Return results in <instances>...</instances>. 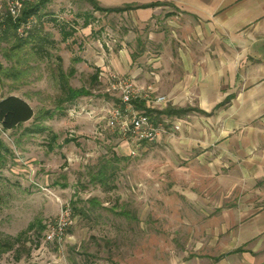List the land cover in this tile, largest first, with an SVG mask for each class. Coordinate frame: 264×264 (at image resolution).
Returning <instances> with one entry per match:
<instances>
[{"label": "rangeland", "instance_id": "rangeland-1", "mask_svg": "<svg viewBox=\"0 0 264 264\" xmlns=\"http://www.w3.org/2000/svg\"><path fill=\"white\" fill-rule=\"evenodd\" d=\"M8 1L0 0V5ZM40 14L45 16L33 19L29 29L38 31L35 37L42 40L44 53H34L28 46L9 60L5 53L13 42H0L2 70L13 68L16 74L1 76L0 97L24 99L38 118L17 130L0 128V235L16 239L33 224L0 264L212 260V253L218 252L212 251V227L219 222L212 212L209 156L183 159L157 143L160 137L131 156L120 149L121 137L106 127L108 109L119 103L107 81L113 71L107 68L97 82L92 76L100 72L96 64L101 59L109 64L121 42L135 45L129 42L130 28L122 13L94 11L80 0H50ZM29 29L21 30V35ZM71 31L64 39L63 33ZM70 71L69 86L85 88L90 95L60 105L61 75L69 76ZM70 109L79 116L69 117ZM96 129L101 137L94 134ZM114 153L127 158L115 164V188L103 191L89 184L86 169ZM92 198L97 206L90 209L87 200ZM68 205L73 217L68 238L60 245L46 242L48 225Z\"/></svg>", "mask_w": 264, "mask_h": 264}, {"label": "crops", "instance_id": "crops-1", "mask_svg": "<svg viewBox=\"0 0 264 264\" xmlns=\"http://www.w3.org/2000/svg\"><path fill=\"white\" fill-rule=\"evenodd\" d=\"M96 2L133 8L122 17L135 43L121 42L107 66L101 59L98 79L110 68L167 97L162 105L142 102L155 111L184 110L161 116L166 130L157 143L183 157L209 156L218 252L176 264H264V0ZM176 122L181 127L171 134Z\"/></svg>", "mask_w": 264, "mask_h": 264}, {"label": "trees", "instance_id": "trees-1", "mask_svg": "<svg viewBox=\"0 0 264 264\" xmlns=\"http://www.w3.org/2000/svg\"><path fill=\"white\" fill-rule=\"evenodd\" d=\"M50 0H28L24 1L22 4V8L17 15L16 18H13L9 15V13H5L2 22L0 23V27L2 28L0 32V42H13L12 46H10L9 53H5V57L9 60L15 55L16 52L25 51V48L29 46L30 50L34 53H44L45 50L43 48V44L40 43L39 38L35 37V33L37 30H27L25 31V35H21L18 33V29L27 23H31V27L33 28L34 22L33 19L41 20L45 16V14H40L41 10L44 9L47 2ZM81 2L87 3L90 5L94 11L106 12V13H122L133 9L132 7L125 6L123 8H102L98 5L96 0H80ZM30 27V28H31ZM37 28V26L35 27ZM39 29V28H38ZM26 30V29H25ZM72 31L70 33H63V38L67 39L72 35ZM38 39V40H37ZM47 54V53H46ZM13 69V68H12ZM2 70V66L0 64V78L1 76H14L16 74L13 70ZM73 75V71L69 72V76L61 75L62 79V95L64 96L59 104L62 105L64 102L72 103L76 99L80 97L89 96L90 92L85 88L74 89L68 84V77ZM98 74H94L92 76V81L97 82ZM134 106L136 110L143 111L146 115H148L154 123H159L161 120V116L171 117L178 116L183 113V109H175V108H166L164 111H155L145 108L142 102H134ZM38 121V118L35 117V113L31 106L22 98L8 95L5 97H0V128L2 131H13L17 130L24 124ZM27 132H33L31 128L26 129ZM37 131H41L37 129ZM36 132V130L34 131ZM56 136H51V142H55ZM65 142H68L65 140ZM51 146V144H49ZM51 149V147H50ZM127 159L126 157H119L117 154H112L111 159L104 156L100 158L98 163L95 166H90L86 169V175L88 179V183L91 185H97L103 191H111L115 188L112 184L113 182V174L115 172L116 166L115 164L119 161ZM87 203L90 205V209H93L97 206V200L95 198L88 199ZM73 210L75 211V204H72ZM80 214L86 215L84 212L80 210ZM41 230L45 229V227L40 226ZM33 228V224H31L26 232L16 239H12L10 237H3L0 235V259L1 257L13 251L16 243L20 241L23 236L31 231Z\"/></svg>", "mask_w": 264, "mask_h": 264}, {"label": "built area", "instance_id": "built-area-1", "mask_svg": "<svg viewBox=\"0 0 264 264\" xmlns=\"http://www.w3.org/2000/svg\"><path fill=\"white\" fill-rule=\"evenodd\" d=\"M28 0H9L5 4L0 5V23L5 13L13 18L19 14L22 4ZM30 23L18 29H29ZM2 28L0 27V32ZM107 81L113 94L117 97L119 103L110 107L107 111L106 118L107 128L116 132L129 149V154L135 156L137 148L141 145L151 144L157 141L165 127L162 123H154L151 118L142 111L136 110L134 102H148L155 105H162L168 102L165 96H155L152 91L141 87L132 77L119 76L110 72L107 75ZM70 115H74V110L69 111ZM181 124L176 122L171 125V134L179 131ZM69 205L60 210L58 217L53 224L48 225V231L45 241L60 245L68 238L67 230L73 224Z\"/></svg>", "mask_w": 264, "mask_h": 264}]
</instances>
